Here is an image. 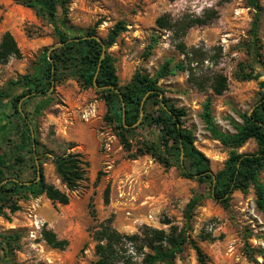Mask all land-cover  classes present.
Listing matches in <instances>:
<instances>
[{
    "label": "rangeland",
    "instance_id": "obj_1",
    "mask_svg": "<svg viewBox=\"0 0 264 264\" xmlns=\"http://www.w3.org/2000/svg\"><path fill=\"white\" fill-rule=\"evenodd\" d=\"M260 1L263 5L264 0ZM210 12H216L217 17L206 26L189 30L183 41L188 48H199L205 53L207 61L203 69L224 75L227 91L220 97L199 92L188 83L185 73L158 80V87L170 104L185 111L182 125L192 132L194 147L209 160L210 170L216 174L224 167L227 150L206 131L203 104L210 98L218 128L233 133L232 124L241 123L240 116L251 112L264 91L260 85L264 82V69L254 63L248 52L253 11L246 0H71L69 5L71 23L83 30L96 25L99 39H105L116 24L124 23L125 31L106 50L121 88L137 71L155 77L165 60H182L170 44V34L156 27L159 17L167 15L176 21L186 16L202 18ZM5 32L14 37L21 57L0 65V88L9 80L31 74L42 51L56 46L51 29L31 10L11 0H0V39ZM259 37L264 60V12ZM152 39H156V46L150 56L143 57ZM242 71L258 77L240 81L237 76ZM97 91L83 88L67 76L51 91L52 103L38 118L30 113L32 102L21 108L34 126L33 137L39 143V159L47 184L65 191L54 172L55 156L81 154L88 169L85 180L68 193V205H52L42 196L16 201L19 211L14 214L5 211V217H0V240L15 236L16 239L11 243L13 251L7 255L2 253L5 245L0 243V258L6 260L0 259V264H94L91 234L99 223L108 220L116 231L127 235L137 233L143 226L167 231L160 223L163 218L181 228L184 207L195 191L205 193V197L194 211L189 235L205 254L206 264H264V213L255 207L253 190L246 194L233 192L227 212L203 187L183 178L178 168L165 169L150 156L131 160L130 153L121 148L114 127L104 121L106 106ZM11 114L9 108L0 112V156L13 166L12 174H19L26 181L34 179L37 176L32 166H36V158L34 162L25 158L23 164L13 162L19 153L6 139L15 135V129L9 125ZM133 138L135 145L140 132ZM255 151L256 145L251 140L239 153ZM259 179L264 184V173ZM107 187L109 202L105 204ZM34 222L40 233L46 227L58 239L66 240V249L54 250L41 237L32 239ZM247 248L251 260L245 255ZM176 264H197L190 246L177 256Z\"/></svg>",
    "mask_w": 264,
    "mask_h": 264
},
{
    "label": "trees",
    "instance_id": "obj_2",
    "mask_svg": "<svg viewBox=\"0 0 264 264\" xmlns=\"http://www.w3.org/2000/svg\"><path fill=\"white\" fill-rule=\"evenodd\" d=\"M18 5L31 10L35 17L48 26L52 31L55 44L59 47L44 49L31 74L9 80L0 88V112L9 108V125L15 129L12 142L18 154L14 163L23 164L25 158L38 161L41 177L22 180L19 174L11 173L13 166L7 159L0 156V217H5V211L10 214L19 211L16 201H28L44 196L52 205L66 206L69 203L68 193L74 192L85 180L88 162L81 154L55 156L52 165L57 178L65 191L45 182L42 174V162L39 159V143L33 137L34 126L23 115L21 108L33 103L31 115L38 118L52 103V92L56 84L67 76L73 77L83 88L94 89L93 80L99 87L111 86L118 91H97L106 106L104 121L112 125L123 151L130 153L129 158L150 156L163 168L176 167L181 176L194 181L204 188L209 197L217 202L224 211H229L231 195L235 191L246 194L250 189L255 196L256 209L264 213V184L260 181L264 173V91L253 106L250 113L240 116L241 123H233V133L222 132L211 112V99L207 98L202 107V120L210 137L227 150V159L222 170L213 174L209 160L194 147V136L182 125L185 111L176 108L164 98V92L158 87V80L173 77L177 73L187 74V81L197 91L211 92L213 96H222L228 88L227 78L217 72L203 69L207 56L199 48H188L184 37L194 27L208 25L217 17L216 12H210L202 18L183 17L172 20L169 16H161L155 21L158 29L170 34V44L181 56L182 60L174 62L165 60L150 77L140 71L134 73L130 82L119 87L112 58L106 53L125 31L123 22L114 26L105 39L98 38L97 26L86 30L75 27L69 19L71 0H11ZM247 7L253 11L248 36V52L255 64L264 69L259 37L264 4L260 0H246ZM152 39L146 47L143 57H148L156 46ZM104 58L100 61L102 50ZM21 52L14 37L5 32L0 39V65H5L12 58H20ZM100 62V65H99ZM99 66V70L97 71ZM258 76L252 73L243 74L237 78L240 81H251ZM264 88V82L260 83ZM143 116L140 118L141 103ZM27 99L21 103L22 99ZM164 103L166 110L161 106ZM122 103L124 108H122ZM149 108L150 111H148ZM156 108V110H153ZM124 112V117H123ZM138 125L134 128L135 124ZM127 126L128 128H126ZM140 132V138L132 144L135 133ZM3 139V138H1ZM254 141L256 151L242 154L239 150L249 141ZM33 145L35 148H33ZM134 151L132 152V150ZM181 154L183 159L181 161ZM34 176H37L36 166L33 165ZM25 183H28L25 185ZM205 193L195 191L183 210L182 227L163 218L160 223L167 231L143 226L135 234L127 235L116 231L110 221L99 223L93 230L91 239L94 242V264H176V258L183 253L188 245L194 251L197 264H206V256L190 238L191 222L195 209L204 199ZM16 199V200H13ZM104 203L109 202V187L104 191ZM94 217V216H93ZM42 240L54 250L64 251L68 246L66 240L58 239L56 234L44 227L40 233ZM14 238L3 237L0 240L2 253H11V243ZM246 257L251 260V251L245 250ZM6 262L4 258H0Z\"/></svg>",
    "mask_w": 264,
    "mask_h": 264
},
{
    "label": "water",
    "instance_id": "obj_3",
    "mask_svg": "<svg viewBox=\"0 0 264 264\" xmlns=\"http://www.w3.org/2000/svg\"><path fill=\"white\" fill-rule=\"evenodd\" d=\"M96 40H100L99 38H96ZM60 45H56V46H54V47H52L51 48V50H53V49H55V48H57V47H59ZM104 55H105V48H103V50H102V54H101V56H100V61L104 58ZM99 65H100V62H99ZM99 70V66H98V69H97V71ZM96 76H97V74L95 75V78H94V80H93V87H94V89L95 90H98V91H103V90H112V91H114L115 93H118V91L116 90V89H114L113 87H111V86H104V87H99L98 85H97V82H96ZM51 92V90L49 91V93ZM146 97H147V95L143 98V100H142V103H141V111H140V118L143 116V112H142V106H143V104H144V101H145V99H146ZM161 106H162V108L164 109V110H166V107H165V105H164V103L162 102V97H161ZM122 108H124V105H123V103H122ZM123 117H124V112H123ZM138 123L139 122H137V124H135L134 126H132V128H134V127H136L137 125H138ZM126 128H128L127 126H125ZM33 148H35L34 147V145H33ZM183 154H181V161H182V159H183ZM36 158V157H35ZM35 163H36V170H37V178H36V181H38L39 179H40V177H41V171H40V167H39V165H38V161L35 159ZM28 183H25V185H27Z\"/></svg>",
    "mask_w": 264,
    "mask_h": 264
},
{
    "label": "built area",
    "instance_id": "obj_4",
    "mask_svg": "<svg viewBox=\"0 0 264 264\" xmlns=\"http://www.w3.org/2000/svg\"><path fill=\"white\" fill-rule=\"evenodd\" d=\"M33 225H34L35 231H32V232L30 233V237H31L32 239H36V238H38V237H41L39 226L37 225L36 222H34ZM37 231H39V232H37Z\"/></svg>",
    "mask_w": 264,
    "mask_h": 264
}]
</instances>
